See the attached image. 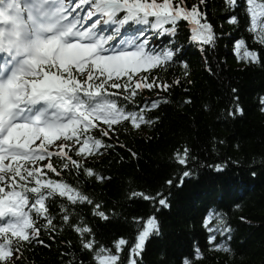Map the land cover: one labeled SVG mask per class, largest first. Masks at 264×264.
<instances>
[{
  "label": "snow or ice",
  "instance_id": "1",
  "mask_svg": "<svg viewBox=\"0 0 264 264\" xmlns=\"http://www.w3.org/2000/svg\"><path fill=\"white\" fill-rule=\"evenodd\" d=\"M224 3L244 12L252 39L264 46V0H246V8L240 0ZM206 8L207 0L190 7L185 0H0V264H23L27 249L44 244L42 230L55 239L53 234L65 227L77 235L78 251L90 257L89 264H142L150 239L161 235L155 213L170 208L171 189L181 188L194 174L191 149L176 151L173 162L182 174L179 183L165 181L167 195L130 190L128 199L148 202L152 214L133 217V239L115 238L112 247L96 239V228L99 222L111 223L115 209L109 214L85 190L90 182L107 183L111 177L89 164L117 147L126 149L118 140L122 129L143 131L156 125L159 118L149 114L170 102L160 94L181 86V79L169 83L160 75L182 61L174 39L181 21L187 22L189 39L202 53L215 49L216 30ZM227 22L239 27L241 18L232 15ZM161 38L166 43L155 47ZM235 52L245 65L264 66V52L250 49L243 38L235 41ZM204 62L209 75H215L206 55ZM180 66L186 83L192 84L189 64L182 61ZM146 90L157 98L143 100ZM230 91L234 106L227 116L243 117L240 89ZM259 106L264 113V96ZM207 167L224 170L219 164ZM84 207L96 227L78 213ZM201 227L204 247L196 243L177 264H203L204 249L224 253L227 264L235 252L226 217L210 213ZM82 257L79 264H84ZM68 264H77L76 257Z\"/></svg>",
  "mask_w": 264,
  "mask_h": 264
},
{
  "label": "trees",
  "instance_id": "2",
  "mask_svg": "<svg viewBox=\"0 0 264 264\" xmlns=\"http://www.w3.org/2000/svg\"><path fill=\"white\" fill-rule=\"evenodd\" d=\"M185 2L190 7L198 0ZM240 4L247 6L246 0H240ZM204 11L216 30L215 49L202 53L200 47L190 41L191 31L185 21L180 22L174 38L176 46L181 48L177 55L189 64L188 79L193 83H186L180 66L182 61H177L166 73L160 72L169 83L174 78L181 79V86L174 87L170 94H160L170 102L161 103L159 109L149 114L154 120L159 118L156 125L146 126L143 131L122 129L118 140L126 149L117 147L111 155L89 164L111 177L107 183L90 182L85 190L100 201L109 214L115 209L117 217L106 226L99 222L101 226L96 228V239L112 247L115 238L133 239V217L146 218L152 214V205L148 202L128 199L130 190L153 194L160 190L167 195L169 188L165 181L172 179L174 184L179 183L182 174L181 166L173 162L176 151L184 147L191 149L195 161L190 162V167L194 174L185 178L181 188L171 189V207L155 213L161 235L150 239L142 264H177L196 243L203 248L206 233L201 223L210 213L223 214L233 230L229 243L235 255L228 258L227 264H264V113L259 106V98L264 96V66H249L238 61L235 41L243 38L250 49L258 52H264V46L252 39L244 24L243 11L229 10L224 0H207ZM232 15L241 18L239 27L227 22ZM165 43L163 38L157 39L154 46L162 47ZM205 55L215 75L206 71ZM231 87L240 89L243 117L227 116V111L234 106ZM184 88H188V92ZM142 98L151 101L157 97L146 90ZM187 99L192 103L184 104ZM127 149L137 156L132 157ZM201 164L205 166L200 167ZM213 164L221 165L224 170L217 172L207 167ZM78 213L96 227L87 207L78 209ZM53 214H57L56 208ZM53 235L55 239L42 230L44 244H34L27 249L23 264H68L73 256L79 264L82 254L78 251L77 235L67 227ZM66 250L68 254L62 255ZM204 256L203 264H225L224 253L204 249ZM82 258L84 264H89V256Z\"/></svg>",
  "mask_w": 264,
  "mask_h": 264
}]
</instances>
